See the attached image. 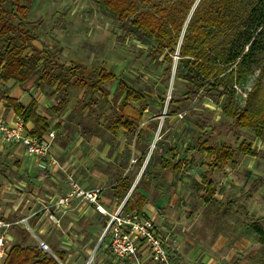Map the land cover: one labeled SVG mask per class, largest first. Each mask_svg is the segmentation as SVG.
Returning <instances> with one entry per match:
<instances>
[{
  "label": "rangeland",
  "instance_id": "374dc122",
  "mask_svg": "<svg viewBox=\"0 0 264 264\" xmlns=\"http://www.w3.org/2000/svg\"><path fill=\"white\" fill-rule=\"evenodd\" d=\"M133 1L140 11H145L154 4H165V0ZM20 6L26 8L24 21L29 35L34 37L31 39L28 34L22 36L21 41L28 43L26 55H31L35 49L46 57L43 50L47 49L58 63L81 65L84 76L92 80L97 79L102 69L115 76L113 81L105 83L100 92L94 95L76 86L75 80L70 79L66 105L58 114L51 111L55 104L54 86L32 90L34 93L30 97L33 98L38 93L48 101L45 103L49 108L41 107L39 113L48 116L50 129L55 133V151L61 156L68 152L70 154L73 148L72 156L80 152L73 177L77 179L78 174H83V181L85 168L89 167L107 172L108 175L114 174L113 182L118 176L134 177L133 184L137 185L144 165L154 150L155 158L149 169L152 179L139 185V193L145 195L147 204L153 205L155 211L160 210L170 222L167 223L166 230L169 233H164V238L167 240L166 250L175 260L174 264H195L188 258V254L193 252L205 253L214 263L264 264V243H260L251 230V225L255 223L264 229V143L260 145L262 149L256 159L245 156L235 159L236 166H241L242 171L237 167H227L225 171L215 172L214 196L207 201L200 200L206 191L201 183V174L208 157L196 151L185 155L184 150L191 141L208 133L212 126L218 125L222 118L220 104L200 96L173 116L167 117L166 104L174 86L176 92H181L184 89L183 83L173 80L170 88V81L168 85L162 82L161 66L139 58L141 46L138 43L129 39L119 42L118 22L105 10L100 0H21ZM14 24H17L16 20ZM244 79L242 87L234 86V102L237 105L247 100L250 103L264 102V52L259 54L257 66ZM223 81L225 84H233V77L227 74ZM120 83L140 94L141 99L129 101L121 108L125 95L119 88ZM11 87L12 85L0 87V98L5 96L4 89L9 90ZM19 95L20 90L11 98L18 99ZM50 99L54 102H50ZM9 111L6 109V112ZM114 111L136 120L139 129L145 130L144 137L150 143V150L141 169L134 163L140 152L134 147L135 136L121 130L116 137H112L108 130ZM95 123L97 128L94 135L84 136L82 128ZM149 124H156L155 132L147 129ZM26 128L29 130V127ZM241 136L246 138L244 134ZM242 137L234 131L222 137L207 135L201 141L206 139L211 145L222 142L236 148ZM157 142L161 143L162 150L156 146ZM126 147L132 153L128 161H123L121 153ZM90 148L97 154L100 153L103 159L93 155L80 163L81 159L87 157ZM162 160L183 162L181 170L175 176H168L162 168ZM8 162L4 163L0 159V165L26 164L21 155H15ZM35 164L38 165L36 161ZM8 178V181H12L10 174ZM171 181L175 187L169 190ZM90 185L96 186L94 181ZM109 192L105 190L108 197ZM130 194L131 192L129 196ZM116 202V206L121 203ZM193 206L196 207L195 210H192ZM107 220L104 217V225ZM90 224V220L80 224L78 235L82 233L83 237L75 238L73 234L76 232L72 231V235L66 232L68 221H64L63 232L57 231L51 236L52 244L46 243L50 249L47 254L57 264H135L130 260L122 262L112 258L107 251V241L102 238L104 225L99 228L96 237H92L94 229ZM64 236L67 237L64 239L66 242L80 246L63 250L59 246ZM27 240L28 246L34 247L31 242L35 240L29 232ZM213 242V247L210 248ZM56 250L64 252L63 262L54 256ZM172 252L175 253L174 256ZM147 261H150L148 257L143 258L141 264Z\"/></svg>",
  "mask_w": 264,
  "mask_h": 264
},
{
  "label": "trees",
  "instance_id": "16d2710c",
  "mask_svg": "<svg viewBox=\"0 0 264 264\" xmlns=\"http://www.w3.org/2000/svg\"><path fill=\"white\" fill-rule=\"evenodd\" d=\"M20 3L21 0H0L1 81H13L22 94L31 88L54 86L55 105L51 107V111L58 114L66 105L70 79H74L76 86L92 95L100 92L105 83L115 79L113 73L102 69L97 79L92 80L84 76L81 65L58 63L47 49L43 50L46 57L35 49L31 55H26L28 43L21 39L23 35H29V32L24 21L26 8L20 6ZM100 3L118 22L119 42L129 39L138 43L141 46L138 51L139 58L162 67L163 83L168 85L173 71V80L183 83L184 89L181 92H176L174 86L171 98L166 104L167 117L173 116L200 96L220 104L222 118L218 125L212 126L208 133L191 141L184 150L185 155L197 151L208 157L206 170L202 174V184L206 191L205 196L200 198L207 201L213 194L211 176L214 170L221 169L226 164L235 165V159L239 155H260L251 149L246 140L232 148L222 142L211 145L206 139H201L207 135L222 137L241 129L264 139V110L251 111L248 100L242 108L234 102V86L240 85L244 77L252 72L257 66L259 54L264 52V0H165V4H154L145 11H140L133 0H100ZM14 20L17 21L16 25ZM29 37L34 39L32 35ZM227 74L233 77V84L224 83L223 78ZM119 88L125 95L121 108L129 101L141 99L140 94L124 83H120ZM2 99L6 102V109L20 117L25 127L32 125L31 129L26 128L28 135L41 138L51 130L49 120L38 114L36 101L32 100L27 106H23L14 98L4 96ZM96 128V123L86 126L82 128V134L91 137ZM147 129L155 132L156 124H149ZM108 130L112 137H116L121 130L135 136L134 147L140 152L134 163L141 169L150 150V143L144 137L145 130L139 129L136 120L115 111ZM156 146L162 150L161 143L157 142ZM131 153L129 148H124L121 153L122 160L128 161ZM153 153L154 150L144 165L139 182L124 204L125 212L143 214L146 197L139 193V185L152 179L149 169L155 158ZM162 162V168L171 177L181 170L183 163H173L171 160ZM113 176L114 174L110 175L108 195L122 202L132 187L134 177L118 176L113 182ZM173 186L172 182L171 187ZM11 229L21 236L22 244H15L10 248L4 264H57L49 254L41 252L35 246H28L26 230H21L18 226H12ZM251 230L263 244L264 229L255 223L251 225ZM54 256L60 262L64 261V252L56 250ZM171 262L174 264L172 258Z\"/></svg>",
  "mask_w": 264,
  "mask_h": 264
},
{
  "label": "crops",
  "instance_id": "0c3cea01",
  "mask_svg": "<svg viewBox=\"0 0 264 264\" xmlns=\"http://www.w3.org/2000/svg\"><path fill=\"white\" fill-rule=\"evenodd\" d=\"M243 82L245 83V79L241 82L240 84L241 87L243 85ZM13 83L14 82L11 80L7 82L0 80V87L3 86L4 88V87H10L12 85L11 89L9 90L4 89L5 91L4 95L6 97L11 98L16 91H19L18 85L16 83L15 84ZM32 90L35 91V88H31L28 92L24 94L20 93L18 99L16 100L23 106H27L32 100L36 101L38 106L37 107L38 114L48 119V116L39 113L41 107H45L47 109L49 108V106L47 107L45 103L48 101L38 93H36L33 96V98L30 97L34 93L32 92ZM50 100H51L50 102H54L52 99ZM5 104H6L5 100L0 98V120L8 121L14 113L11 110L9 112H6ZM248 104H249V109L251 111L254 110L255 112H259L260 110H264V102L255 101L250 103L248 101ZM54 105L55 104H53V106ZM245 105L246 102H242L239 103L238 106L239 108H242ZM27 127L31 129L32 125L28 124ZM236 133L239 135V137H242L241 134H244L246 138L242 137L243 139L241 141L246 140L247 142H249L251 149H254L256 152H259L260 154V150L262 149L260 145L264 143V139L255 137L251 132H249L246 129H241L240 131H236ZM74 149L75 148L70 150L71 152L70 154L68 152L66 154L67 156L65 154L61 156L54 149L55 153L58 154L59 157H62L60 159L61 163H66L68 165L67 172L73 175L74 173H76L75 171L76 168H74L75 163L78 161L77 159L80 156L79 154L80 152L75 154V156L71 155V153L74 152ZM15 155H21L25 159L26 164L20 166L18 164L12 166H9L10 164L3 165L5 162L9 163L8 161ZM93 155H96L97 157L103 159V156L100 153L97 154L94 149L90 148L88 150V153L86 154L87 157L81 159L80 163L85 162L87 158L89 157L91 158ZM241 156L244 157L245 155H239L237 157H241ZM245 157H250L253 159L257 158L253 156L252 157L245 156ZM0 159H3L4 162L2 165H0V218L1 219L9 222L19 221L20 219H27V224L33 230L34 234L38 238L43 240L45 243L48 242L49 244H52L51 236L54 233H56L57 231L63 232L62 223L64 221H68V228L65 229L68 234L72 235V231L77 233V234L76 233L73 234V237L75 238H77V236H79V238L83 237L82 233H79L78 235V232L80 231V228L78 226H80V224L84 223L85 221L90 220L91 223H93V226H91L94 229L91 233L92 237H96L97 232L100 231L99 228L100 229L103 228L105 216H103L99 211H96L93 208L88 209L87 212H85L84 214L78 213L76 210H73L72 212L68 213L62 218L59 226H55L51 224L47 219L48 213L45 209H43L42 204L46 203L49 198L60 196L64 193L66 189V179H67L66 174L64 172H61V170H52L48 172L45 176H41L42 171L37 164L34 165L35 161L31 158L26 157L23 150L15 146H12L3 151L0 150ZM227 167H233V168L237 167L239 171L243 170L241 166H236V164L235 165L226 164L221 169H216L213 171V174L211 176V181L213 182V184H214L213 176L215 172L222 171L224 169L227 170L226 169ZM85 169L86 172H84L85 173L84 180L81 181L83 178V174L82 175L78 174L77 179L80 181V183L89 187H92L90 185V182L94 181V183L96 184L95 187L102 188L103 189L102 204L107 211H112L113 208L117 205L116 199L110 198L105 194V190H108V186H110L109 184L110 175H108L107 172L100 171L95 168L89 169L88 167ZM205 170L206 167L203 170V172ZM9 174L11 175L12 181H8ZM202 174H201V183H202ZM171 184L172 182H170L168 185L169 190H172L175 187V184L173 187H171ZM214 187H213V191H214ZM213 196H214V192L212 194V197ZM154 205L157 204L154 203ZM193 207L192 210H195L196 207L195 209H193ZM142 212L145 216L154 220V222L157 224L159 228V233L161 238L164 241H167L164 238V233H169L168 231L166 232L167 223H170L167 219V216L164 215L160 210L155 211L153 205L147 204V198H146V204L143 207ZM18 228L21 230H25L21 226H18ZM64 239H67V237L66 236L63 237V241H61L59 246L63 250L75 249L76 246L78 247L80 246L77 243L73 244L71 242H66ZM15 244H22L21 236L18 235V233L15 230L10 229L7 234V243H6L7 254L10 248ZM213 244L214 242L210 244V248L213 247ZM31 245L37 247L36 242H31ZM170 249L176 251L175 248L170 247ZM179 253L180 252L178 251V257L179 256L181 257V254L179 255ZM7 254L5 257H0V264H4ZM174 254L175 253H173V256ZM175 256L177 259L178 258L177 255ZM188 258L195 264H220V263L212 262V259H208L205 253H201V252L189 253ZM144 264H152V263L151 261L149 262L147 261Z\"/></svg>",
  "mask_w": 264,
  "mask_h": 264
},
{
  "label": "built area",
  "instance_id": "2783aa9c",
  "mask_svg": "<svg viewBox=\"0 0 264 264\" xmlns=\"http://www.w3.org/2000/svg\"><path fill=\"white\" fill-rule=\"evenodd\" d=\"M55 133L50 130L41 138L28 135L23 120L15 114L8 121L0 120V150L12 146L23 150L26 157L38 163L45 176L52 170H61L66 174V189L60 196L51 197L43 203V209L48 213L47 219L59 226L62 218L76 210L84 214L88 209L99 211L108 220L105 222L102 238L107 241V251L117 261L130 260L141 264L148 257L152 264H172L171 256L166 250L165 241L161 238L159 228L154 220L137 212H125L124 200L107 211L102 204L100 187L86 186L73 174L67 172L68 165L61 163L60 157L54 151ZM12 226H21L33 236L37 248L43 253H50L48 245L38 238L28 226L27 219L9 222L0 218V257H5L7 234Z\"/></svg>",
  "mask_w": 264,
  "mask_h": 264
},
{
  "label": "water",
  "instance_id": "95a60500",
  "mask_svg": "<svg viewBox=\"0 0 264 264\" xmlns=\"http://www.w3.org/2000/svg\"><path fill=\"white\" fill-rule=\"evenodd\" d=\"M188 21V20H187ZM176 59H177V57H176ZM173 75H174V71H173V74H172V76H171V79H170V88H171V85H172V81H173ZM135 183L132 185V187H131V189H130V191H129V193L133 190V188L135 187ZM97 249V247L95 248V250Z\"/></svg>",
  "mask_w": 264,
  "mask_h": 264
}]
</instances>
